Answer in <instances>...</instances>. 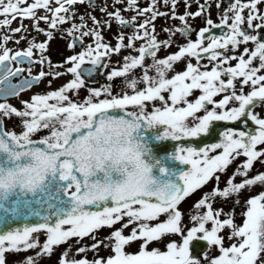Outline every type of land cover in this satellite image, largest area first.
Listing matches in <instances>:
<instances>
[{"label":"snow or ice","instance_id":"1","mask_svg":"<svg viewBox=\"0 0 264 264\" xmlns=\"http://www.w3.org/2000/svg\"><path fill=\"white\" fill-rule=\"evenodd\" d=\"M159 2L149 0L141 8L138 0H112L113 11L106 6L99 9L104 20L88 14L93 25L89 28L83 15L80 23L73 20L77 5L95 8V0H0V31L4 32L0 34V85H6L0 87L4 101L0 102V264H7L6 254L37 249L21 264H39L71 240L78 245L75 253L69 245L57 264H264V191L245 201L240 225L234 221V209L225 213L222 207H213L216 201L227 203L232 198L238 206L243 191L264 186V172L249 178L255 163L264 165V117L256 112L264 108V41L255 34L264 30V0H227L219 23L205 17L209 0H195V13L187 10L190 0H183L182 15L176 14L177 0H163L168 12L158 9ZM119 5L123 7H115ZM215 7L221 8L219 0ZM122 12L134 15L126 19ZM161 17L181 25L163 28L167 39L162 41L155 28ZM196 18L205 20L198 31L189 23ZM25 20L46 38L43 42L28 39ZM41 21L48 30L39 27ZM13 22L19 26L13 29ZM112 23L118 27L114 46L102 35ZM128 28L131 34L126 36ZM216 29L220 35L212 34ZM56 32L71 38L69 50L81 48L63 63H53L46 55ZM177 35L185 43L177 44ZM85 38L92 43L85 45ZM24 40L28 46L23 50L7 47ZM173 45L178 49L175 53L158 57ZM122 51L129 54L112 66L111 58ZM179 63L185 67L177 72ZM35 65L41 70L32 75ZM101 67H112L108 83L88 88L86 78ZM25 71L28 78L11 84L12 77ZM169 73L174 74L169 77ZM65 75L72 79L21 101L22 109L7 102L46 79L51 88L53 80ZM117 78L123 83L120 92L113 94L112 82ZM82 89L87 96L81 100ZM12 118L20 122L19 133L6 130ZM242 121L251 122L255 131L228 127L217 133L218 142L198 149L182 143L211 135L216 122ZM42 131L46 134L34 139ZM150 140L156 147L179 142L165 158L186 170L165 166ZM240 157L243 162L221 190V174ZM213 180L211 191L192 205V226L186 228L179 206ZM10 221L17 226L11 227ZM105 228L114 230L98 239L97 233ZM168 236L179 237V242L165 243ZM86 238L93 243L84 245ZM196 242L206 244L202 258L192 254ZM134 243L138 251H126ZM154 243L164 244L165 250L150 248ZM101 248L111 255L100 257ZM212 251L218 254L212 256ZM89 252L94 254L91 260Z\"/></svg>","mask_w":264,"mask_h":264},{"label":"flooded vegetation","instance_id":"2","mask_svg":"<svg viewBox=\"0 0 264 264\" xmlns=\"http://www.w3.org/2000/svg\"><path fill=\"white\" fill-rule=\"evenodd\" d=\"M149 0H138L139 6L141 8L147 6ZM200 3H204V0H199ZM216 2H218V0H209V4H208V11L205 13V17L206 18H211L214 22L219 23V16L224 12L226 4H227V0H219V2L221 3V8L218 10L215 7ZM191 3V7L188 8L187 10L195 13L198 10V5L195 2V0H190ZM107 7V10L109 12L113 11V6H112V0H95V8H90L88 7L87 4L85 5H77L76 6V11H77V17L74 18L73 23H80L79 20V16L83 15L84 16V20L85 23L87 24V26L89 28H91L92 25V21L89 18V13L91 16L96 17L97 20H104L105 19V14L102 13L99 9L101 7ZM118 8H122L123 5H119V6H115ZM262 10H264V6H261ZM158 9L160 11H165L168 12L169 8L166 7L163 4V0H160L159 4H158ZM185 4L183 3V0H177V8H176V14L177 15H182L185 12ZM44 13L41 11L40 15H43ZM122 15L126 18V19H130L132 15H134V13L132 12H122ZM24 25L27 26V32L25 33V35L28 37V39H33L35 38L36 42H43L46 38L42 35V34H38L36 33L31 25H32V21L30 20H25ZM189 23L191 24V27L198 31L199 29L205 27V20L201 19V18H196L195 20H189ZM17 26H19L18 22H13V24L11 25V27L14 29ZM180 22L178 20H171L168 19L167 17H161L158 18L155 21V28H156V32L158 33V39L159 40H165L167 39V33L163 32L162 29L165 27H170V28H176V27H180ZM39 27L45 30L47 29V25L44 24L42 21L39 24ZM68 25H64L63 28L67 29ZM118 32V27L115 23L111 24V28L110 30H102V35L104 36L105 40L110 42L112 46L115 45L116 43V35ZM0 34H4L3 31H0ZM124 34L130 35L131 34V29H125L124 30ZM212 34L214 35H220V30L216 29L213 30ZM259 39H261V41H264V30H259L258 32L255 33ZM196 37V32L194 31L191 35V39L195 40ZM15 39H19V34H17V36L15 37ZM176 40L177 44H183L185 43V40L180 38L178 35L177 37L174 38ZM71 41V38L67 37L66 35H64V33L62 32H56L55 33V38L50 42L49 44V48L48 51L46 52V55L49 57V59L53 62V63H63V61L65 60V58L71 56V55H75L77 54L81 48L80 47H76L72 50H69L67 45L68 43ZM92 43V41L88 38H85L84 40V44L88 45ZM126 43V41H125ZM138 44L141 42H137ZM28 46L27 44V40L21 41V43L19 45L15 44L14 42H10L7 47L14 49V50H23ZM249 47L251 48L252 45H249ZM177 47L176 45H173L172 47L166 49V50H162L158 53V57L159 58H164L166 57L168 54H172L175 53L177 51ZM242 47L240 49V51H242ZM129 52L128 51H122L120 53V55L117 56H113L111 58L110 64L112 66H118L117 61H119L121 59V57L128 55ZM132 55H136V53H131ZM239 54V53H237ZM34 58H38V54H35ZM109 62V61H106ZM193 63H195V61H192ZM207 61H202V63H206ZM150 63V59L146 61V64ZM234 63V62H233ZM22 67H25L26 69L28 68L27 64L21 65ZM11 67L13 69H15L17 67V64L13 63L11 65ZM84 67H89L88 65H85ZM184 63H179L176 66V71L180 72L184 70ZM41 70V66L40 65H35L32 67V75H36L39 73V71ZM45 71H47V68H44ZM64 69H59V71H63ZM112 70V67H109L108 69H105L103 67L97 69L94 73V75L92 77H88L86 78L87 81V87L88 88H99L101 87V85H104L105 83H108L106 81V77L109 74V72ZM137 77H139L140 70H137L136 73ZM174 73H169V77L171 75H173ZM29 73L27 71H25L24 73H22L20 76L18 77H12L11 78V84L16 85V84H20L23 82L24 79L28 78ZM50 79V78H49ZM72 79L71 75H65L63 77H60L59 79L53 80L51 83V88L47 87L48 84V80H44L42 83L39 84V86H33L30 90H26L24 92L21 93V95L18 98H8L7 102L9 104L20 100H23L26 95H28L30 92L36 90L37 94H41V93H46L48 91L51 90H56L58 89L60 86H62L63 84H65L66 82L70 81ZM122 79H115L112 84H113V94H116L118 92H120L121 87H122ZM6 85H0V87H4ZM142 87V85H141ZM247 91V89H246ZM196 95H198V93H196ZM85 96H87V90L86 89H82L79 92V98L82 100ZM73 99L75 100L76 97H73ZM190 99H195V95L193 97H191ZM219 99V98H217ZM0 102H4L3 100H0ZM15 106V105H13ZM16 107V106H15ZM129 110H133V109H129ZM150 110V109H149ZM256 112H258L262 117H264V108H257ZM16 119V118H15ZM17 120V127L15 128H20V122L18 119ZM7 125V124H6ZM231 128H233L236 131H240V130H246L249 132H253L255 131V126L251 124V122L249 121H242V122H238L236 124H234V126H232ZM6 130L7 126H6ZM46 134V132H44ZM39 135V134H38ZM255 167V166H254ZM256 168V167H255Z\"/></svg>","mask_w":264,"mask_h":264},{"label":"rangeland","instance_id":"3","mask_svg":"<svg viewBox=\"0 0 264 264\" xmlns=\"http://www.w3.org/2000/svg\"><path fill=\"white\" fill-rule=\"evenodd\" d=\"M37 90V89H36ZM36 90L30 92L28 95H26V97L23 100L20 101H15L13 103H11V105H15L17 109H22V105H21V101H28L30 99V97L33 94H37ZM7 129L8 130H12L14 129L17 133H19L21 131L20 128H15L17 127V120L15 118H12L11 121L7 122ZM45 135V133L42 131L41 133H39V135H37L36 137H34V139H38L40 136ZM264 147V146H261ZM244 160L243 157L238 158L236 161H234V163L227 169L225 174H221V180L219 183V188L222 190L225 186H226V181L229 178V176L233 173V171L236 169V167L242 163ZM255 167L251 170L250 174H249V178L254 177L255 175L264 172V165H261L260 163H255L254 165ZM241 180V178L237 177L236 179V183H239ZM215 185V180L210 181L208 185L204 186L202 189L198 190L196 193H194L190 198L186 199V202H182V204L179 206L180 210L183 213V225L186 228H189L192 226L191 222H190V215L193 214V209H192V205L198 201L199 198H201V196L204 193H208L211 191V189L214 187ZM261 191H264V186H255L253 187L251 190H245L243 191L240 195H239V200H240V204L238 206L234 205L233 200L235 198L230 199L227 203H221L219 201H216L213 203V207L214 209H218V208H223L225 213L230 212L231 210L234 209V221L237 225L242 224V216L241 213H243L245 211V201L249 198V197H254L255 195L259 194ZM201 211H204L203 209H201ZM224 217H222L223 219ZM161 220H163V217H161ZM116 228H119L120 225H116ZM114 230V229H102L97 233V237L99 238H103L106 237L110 234V232ZM129 230H125V234H128ZM227 232L222 233V235H224L225 237L227 236ZM39 239L41 241V243L45 240V236L43 233L39 234ZM171 240H175L177 242H179V237L176 236H168L165 238V243L167 241H171ZM93 243V241L91 239L86 238L83 241L84 245H91ZM69 245H72V253H75L76 248L78 247V245H76L75 240H71L68 242V244L59 246V248H57L55 250V254L50 258V259H41L39 260V264H57L58 258L60 256V254L69 247ZM201 245V244H200ZM203 246V245H202ZM198 247L196 248L194 245L192 247V254L193 256L196 257H201L202 258V253L206 250V246L204 247ZM225 246H228V241L225 239ZM138 243H134L133 245H131L130 247H128L126 249V251H128L129 253H135L138 251ZM154 247H159L161 250H165L164 249V244H157L154 243L152 245H150V248H154ZM36 251L37 250H30L28 252H22L19 254H6L7 256V264H21L22 261H24L28 256H35L36 255ZM218 253L215 251H212L210 253V255L212 256H216ZM98 255L100 257H107L109 255H111L110 251L105 250L103 248L100 249ZM77 259L81 258L79 256L76 257ZM94 258V254L92 252H89L87 254V259L91 260Z\"/></svg>","mask_w":264,"mask_h":264},{"label":"water","instance_id":"4","mask_svg":"<svg viewBox=\"0 0 264 264\" xmlns=\"http://www.w3.org/2000/svg\"><path fill=\"white\" fill-rule=\"evenodd\" d=\"M232 126H234V124L228 125V124H225L223 122H216L215 125H214V128L212 130V134L211 135H209L207 137H204V138H198V139H196L194 141H184L182 143L184 145H186V146L190 145V146L195 147V148L198 149L199 147L206 146L207 144L218 142L219 137H218L217 133L220 130H223V129H226V128L232 127ZM145 135L150 137L152 135V133H145ZM149 143H150V146L154 147V154L163 159V162H164L165 166H167L171 170H174V171H177V172L179 170H183V169L186 170V166L179 165L176 162L168 161L165 158L169 153L174 152L175 146L179 142H172V141L163 142L162 147H156L155 146V142L151 141V140L149 141ZM157 175H158V173H157ZM10 226L11 227H16L17 226V222L10 221ZM201 245L205 246V243L202 242Z\"/></svg>","mask_w":264,"mask_h":264}]
</instances>
